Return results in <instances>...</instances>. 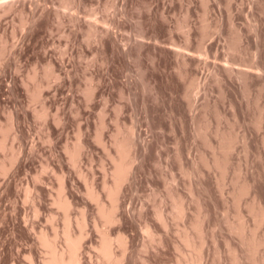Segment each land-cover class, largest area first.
I'll return each instance as SVG.
<instances>
[{"label":"rangeland","instance_id":"rangeland-1","mask_svg":"<svg viewBox=\"0 0 264 264\" xmlns=\"http://www.w3.org/2000/svg\"><path fill=\"white\" fill-rule=\"evenodd\" d=\"M67 224L81 264H264V0H0V264Z\"/></svg>","mask_w":264,"mask_h":264},{"label":"bare ground","instance_id":"bare-ground-1","mask_svg":"<svg viewBox=\"0 0 264 264\" xmlns=\"http://www.w3.org/2000/svg\"><path fill=\"white\" fill-rule=\"evenodd\" d=\"M124 144H127V143L124 142L123 144H122V143L120 144V147H121V149H119L120 151H121L123 148L126 147ZM123 145H124V146H123ZM128 146H129V145H127V147H128ZM81 147H82V146H81ZM120 147H119V148H120ZM127 147H126V148H127ZM79 149H81V148L79 147ZM126 150H127V149H126ZM123 151L125 152V149H124ZM123 151H121L122 156H124ZM77 152H78L77 154H79L80 151L78 150ZM126 153L129 154L128 152H126ZM75 154H76V153H75ZM77 154H76V156H77ZM127 154H126V155H127ZM124 157L126 158V156H124ZM121 159H122V158H121ZM120 161H121V160H120ZM120 161L117 162L119 166L117 165L118 167H116V174L118 173L119 176H120V179H119V178H116V180L119 179V180L117 181V185H118V186H122L121 183H122L123 178L125 177L124 175H126V174L129 173V172H131L130 169H132V168H131L132 166L126 165V170L123 169V170L121 171L122 168H125V166H123V164H125V163H123L124 161H121V162H120ZM130 165H131V164H130ZM121 166H123V167H121ZM127 167H128V170H127ZM118 168H119V171L117 170ZM117 171H118V172H117ZM120 171H121V172H124V171H125L124 173H126L127 171H128V172H127L126 174H124V173L122 174ZM129 174H130V173H129ZM121 175H122V176H121ZM119 176H117V177H119ZM123 176H124V177H123ZM128 176H129V175H128ZM121 177H122V178H121ZM125 178L127 179V177H125ZM125 178H124V179H125ZM120 180H121V183L118 184V182H120ZM115 183H116V182H115ZM117 185H115V186H116L115 188H116L117 190H119L118 188H121V187H118ZM117 187H118V188H117ZM61 188L64 189V186L62 185ZM113 189H114V188H113ZM113 189H111V190H113ZM113 191H114L113 193L116 194V197H117V195H118L117 193H118L119 191H116V192H115V190H113ZM93 193H94V194H93ZM92 194H93V195H92ZM91 195H92V196H95V192L92 191ZM92 196H91V197H92ZM96 196H97V195H96ZM61 197L63 198V194H62ZM61 197H60V198H61ZM67 197H68V196H67ZM98 197H99V196H97V199H98ZM60 198H59V200H60L59 204L61 203V204H60V206L62 205L61 207H64V206H70V207H71V204H72V203L69 202V201H70L69 198H68V200L66 199V197H65L64 199H60ZM92 198H93V197H92ZM111 198H112V197H111ZM93 199H96V198L94 197ZM59 200H58V201H59ZM116 200L119 201V199H116ZM113 201L115 202L114 199H113ZM117 203H118V202H115V203L113 204L114 207L117 206ZM100 205H101V204H100ZM102 207L105 209L104 205H102L101 208H102ZM114 207H112V208H114ZM103 208H102L101 211H102V213L104 214V216H106V217L108 218V216H109V214H110V216H109L110 218L114 217V213H113V212H115L116 210L113 211V209L111 208L113 212H111V210H110V212L108 213V216H107V215H105V214H107V213H105L106 210H104ZM70 209H71V208H70ZM70 209H69V210H70ZM115 209H116V208H115ZM106 212H107V211H106ZM67 213H69V211H68ZM111 213H112V214H111ZM67 215H68V216H67ZM111 215H113V216L111 217ZM66 216L70 219V220H68V218L66 217V219H67L66 222H67V223H68V222L70 223V221H71V218L69 217L70 215H69V214H66ZM110 218H108L107 220L110 221V220H111ZM113 219H115V217L112 218V220H113ZM113 221H114V220H113ZM70 224H71V223H70ZM67 226H68V227H67L68 229L65 230V231H66V232H65V235H66L65 239L67 240L66 242H68V244H67V245H68V246H67L68 249H66V250L63 249V251H59V248H57V246L53 245L54 243L51 242V241L49 240L50 238H49V237L47 238L46 234L43 233L44 238H46V239L42 240V242H43V243H47L46 245H45V244H44V245L47 247L48 245H51V244L53 243L52 245L54 246V248H53V246H52V248H51V246H48L49 249L51 248V249H50V250H51V251H50V252H51V253H50V254H51L50 256H51V258H52V260H50V259H48V260H50V261H54L56 264H81L82 261H80V260H82V259L79 258V254H80V253H78V252H79L80 248H82L80 245H82L81 242H82L83 240L81 241L80 239L83 238V235H82V234H84V232H82V234L80 233V236H78L79 238L74 237L72 234H70V233H71V230H70V228H69V227H70L69 224H67ZM69 232H70V233H69ZM103 233H105V232H103ZM105 234H107V236H106ZM105 234H104V235L106 236V238H105V236L103 235V236H104L103 239H105V240H103L104 243L101 242V244L103 243V244H102L103 247L101 246V247H100V250L103 251L102 253H103V255H105V256L107 257V259H108V258L110 259L109 262L112 261V260H114L113 258H115V260H116L119 264H121L120 262H122V260L119 259V257H118V259L120 260V262H119L118 259L116 258V255L113 254V253H115V252H113V250L115 251V249H113V248H115V247H114V245L112 244L114 240H112V238H111V241H112V243H111L110 239L107 238V237L109 236V234H108V233H105ZM71 235H72L74 238H73ZM80 237H82V238H80ZM41 238H43V237H41ZM76 238H77V239H76ZM47 239H48V240H47ZM120 240H121L120 244L126 242V241H124V238H123V240H122V238H121ZM49 241H50V242H49ZM111 244H112V247H113V248L110 247ZM83 247H84V246H83ZM55 248H56V249H55ZM57 249H58V250H57ZM100 250H99V251H100ZM101 251H100V252H101ZM114 255H115V257H114ZM123 255H124V254H123ZM122 257H123V256H122ZM117 262H116V263H117Z\"/></svg>","mask_w":264,"mask_h":264}]
</instances>
